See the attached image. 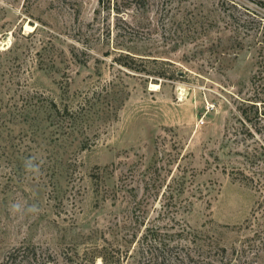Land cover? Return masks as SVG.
Returning a JSON list of instances; mask_svg holds the SVG:
<instances>
[{"label":"rangeland","instance_id":"obj_1","mask_svg":"<svg viewBox=\"0 0 264 264\" xmlns=\"http://www.w3.org/2000/svg\"><path fill=\"white\" fill-rule=\"evenodd\" d=\"M0 264H264V0H0Z\"/></svg>","mask_w":264,"mask_h":264},{"label":"clouds","instance_id":"obj_2","mask_svg":"<svg viewBox=\"0 0 264 264\" xmlns=\"http://www.w3.org/2000/svg\"><path fill=\"white\" fill-rule=\"evenodd\" d=\"M25 170L33 175L38 176L40 174L41 164L35 159H27L24 162ZM21 210V205L19 203H13L10 205V211L15 214ZM39 211L36 205H31L28 208V212H37Z\"/></svg>","mask_w":264,"mask_h":264},{"label":"trees","instance_id":"obj_3","mask_svg":"<svg viewBox=\"0 0 264 264\" xmlns=\"http://www.w3.org/2000/svg\"><path fill=\"white\" fill-rule=\"evenodd\" d=\"M124 64H125V63H124ZM127 65H129V64H127ZM159 75H163V74L159 73Z\"/></svg>","mask_w":264,"mask_h":264}]
</instances>
